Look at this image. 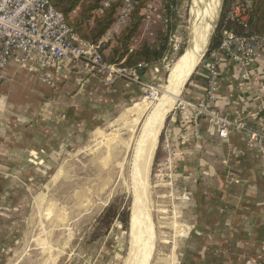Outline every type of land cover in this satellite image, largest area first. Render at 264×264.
Segmentation results:
<instances>
[{"label": "crops", "instance_id": "1", "mask_svg": "<svg viewBox=\"0 0 264 264\" xmlns=\"http://www.w3.org/2000/svg\"><path fill=\"white\" fill-rule=\"evenodd\" d=\"M76 63L67 62L41 75L12 69L4 73L0 83V244L13 227L9 208L20 199L22 187L42 177L48 164L45 158L65 135L93 129L97 119L102 122L120 100L132 101L138 95V87L122 79L106 84L100 76L88 74L82 61V70L70 67ZM208 64L209 59L191 78L184 101L202 98ZM218 72L219 113L264 131V51L246 68L245 78L230 59L221 61ZM93 111L91 123L84 115ZM177 119L167 128L173 181L180 192L177 217L187 233L176 239L175 264L264 261L263 159L240 133L221 140L202 120L195 139L191 123Z\"/></svg>", "mask_w": 264, "mask_h": 264}, {"label": "rangeland", "instance_id": "2", "mask_svg": "<svg viewBox=\"0 0 264 264\" xmlns=\"http://www.w3.org/2000/svg\"><path fill=\"white\" fill-rule=\"evenodd\" d=\"M191 3L192 0H138L137 5H142V21L129 42V48L156 43L167 35V50L159 63V73L151 69L142 70V82L153 90L131 84L138 87V95L132 101L120 100L116 107L104 114L102 122L97 119L93 129L86 127L76 133L72 130L67 136L64 134V141L45 158L48 164L42 177L32 185L22 187L20 199L9 208L11 214L8 219L13 227L5 232L6 239L0 244V264H126L131 245L130 217L134 201L129 180L133 146L128 148L122 169L118 163L123 160L122 154L111 162V166L108 165V169L105 163L100 166V159L107 154L106 143L112 140H118L119 147L127 150L126 132L122 130L116 136L111 133L112 125L145 98L155 103L157 97L163 95L170 68L188 48ZM220 3L216 28L211 32L209 44L219 24L223 0ZM148 5L151 8L145 11ZM237 6L246 14L250 12L249 0H232L226 14L236 10ZM234 29L236 26L233 25ZM112 35L113 32L109 37ZM117 36H113L108 43L114 44ZM108 52L104 50L103 56L106 57ZM206 52L180 91L178 100H183L185 90L200 69ZM70 67L82 70L83 66L77 62ZM11 69L20 71L17 67ZM178 100L167 113L158 135L146 186L149 199L145 227L149 225L146 234L153 241L147 264H175L176 239L187 233V228L180 224L177 217L180 192L176 181H173V156L171 163L166 164L167 154L163 152L162 135L168 130ZM91 114L84 117L87 120L90 118L93 123L95 112ZM109 206H113L117 214L107 220L103 216Z\"/></svg>", "mask_w": 264, "mask_h": 264}, {"label": "built area", "instance_id": "3", "mask_svg": "<svg viewBox=\"0 0 264 264\" xmlns=\"http://www.w3.org/2000/svg\"><path fill=\"white\" fill-rule=\"evenodd\" d=\"M113 1L104 0L97 14H101ZM119 1L111 28L97 44H91L78 36L49 0H0V83L4 73L12 67L41 75L46 70L59 68L67 62L82 61L88 74L100 76L108 84L122 79L152 91L150 85L142 82L140 71L151 69L154 73H159V64L123 67L122 62L108 63L101 52L102 45L129 24L132 12L138 4V0ZM150 8L148 5L145 11ZM249 17L250 12L246 14L239 6L226 14L220 43L209 56L206 88L202 98L197 102L178 100L170 121L176 122L178 117L188 120L195 139L199 138L202 120L216 130L221 140L233 132L240 133L248 147L255 149L264 161V131L249 125L244 119H229L216 108L218 66L221 61L230 59L235 62L245 78L246 68L260 59L264 51V37L248 33ZM227 24L240 27L243 33L236 34L232 28H227ZM111 32L113 35L109 37ZM132 50L133 48H129L130 52ZM46 79L42 77V81L48 82ZM163 136V152L164 155L167 154L165 163L170 164L172 150L168 130ZM252 264H264V261H255Z\"/></svg>", "mask_w": 264, "mask_h": 264}, {"label": "bare ground", "instance_id": "4", "mask_svg": "<svg viewBox=\"0 0 264 264\" xmlns=\"http://www.w3.org/2000/svg\"><path fill=\"white\" fill-rule=\"evenodd\" d=\"M219 3L220 0H192L188 48L170 68L166 85L162 90L163 95L159 98L157 97L155 103L145 98L131 109H128L127 112L112 125L111 133H115L116 136L122 130L126 132L128 136L127 150L119 147L118 140H112L106 143L107 149L105 153L107 154L106 156H101L103 158L100 159V166L105 163L108 169V165L111 166V162L116 161L117 156L122 154L123 160L118 162L119 168L122 169L125 155L129 150L128 148L133 146L131 163L129 166V180L131 183L130 188L131 190L133 189L134 201L130 217L131 245L126 264H147L150 258L152 249L151 242L153 241L152 239L150 241V238H148L149 236L146 234L149 225L145 227V217H147L146 205L149 199L146 193V186L148 184L157 138L163 128L167 113L172 110L175 102L179 99L183 83L206 50L209 37L217 18ZM147 111L148 113L144 117ZM131 143L133 145H131ZM121 145L123 146V144ZM95 167H97V165Z\"/></svg>", "mask_w": 264, "mask_h": 264}, {"label": "trees", "instance_id": "5", "mask_svg": "<svg viewBox=\"0 0 264 264\" xmlns=\"http://www.w3.org/2000/svg\"><path fill=\"white\" fill-rule=\"evenodd\" d=\"M52 6L59 11L66 23L74 29L78 36L91 44H97L105 33L111 28L114 22V16L120 1L114 0L107 8H104L101 14L97 11L101 8L104 0H49ZM232 0H223L222 12L218 27L211 38L208 50L205 54L204 61L209 59L211 52L216 49L220 43L221 30L225 25L226 8ZM250 1V17L248 33L260 37H264V0ZM142 5L139 4L132 12L129 24L124 27L119 35L114 39L112 45L110 43L103 44L101 52L109 50L108 55L104 59L108 63H121V66L135 68L139 64L155 66L159 64L165 57L167 35L160 38L153 44H142L141 46L129 51V42L139 29L142 21L140 14ZM168 11V6H166ZM227 28H232V24H227ZM240 27L234 29L236 34H241ZM203 61V62H204ZM140 74H143L140 71ZM163 136V135H162ZM161 136V137H162ZM117 214L113 206H109L103 217L110 220Z\"/></svg>", "mask_w": 264, "mask_h": 264}, {"label": "water", "instance_id": "6", "mask_svg": "<svg viewBox=\"0 0 264 264\" xmlns=\"http://www.w3.org/2000/svg\"><path fill=\"white\" fill-rule=\"evenodd\" d=\"M220 4H221V3H220ZM215 28H216V24H215L213 30H215ZM208 44H209V42H208ZM208 44H207V46H208ZM207 46H206V47H207ZM205 52H206V50H205ZM205 52H204V53H205ZM203 56H204V54L202 55V57H203ZM202 57L200 58V60L202 59ZM200 60L198 61V63L200 62ZM198 63L195 65V67L193 68V70L191 71V73L189 74V76L187 77V79L185 80V82L183 83L182 89L185 87L187 81L189 80V78L191 77V75L193 74V72L195 71L196 67L198 66Z\"/></svg>", "mask_w": 264, "mask_h": 264}]
</instances>
